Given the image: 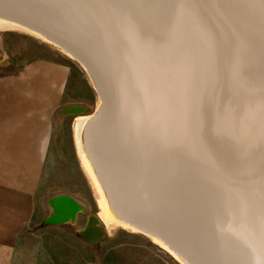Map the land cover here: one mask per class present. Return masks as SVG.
<instances>
[{"label": "water", "instance_id": "obj_1", "mask_svg": "<svg viewBox=\"0 0 264 264\" xmlns=\"http://www.w3.org/2000/svg\"><path fill=\"white\" fill-rule=\"evenodd\" d=\"M0 21L91 82L83 145L126 232L178 264H264V0H0ZM50 205L47 225L83 208Z\"/></svg>", "mask_w": 264, "mask_h": 264}, {"label": "rangeland", "instance_id": "obj_2", "mask_svg": "<svg viewBox=\"0 0 264 264\" xmlns=\"http://www.w3.org/2000/svg\"><path fill=\"white\" fill-rule=\"evenodd\" d=\"M38 61L62 63L69 70L62 109L53 120L50 153L36 194L35 215L16 248L13 264H178L150 239L114 229L103 231L97 243L80 237L89 218L96 217L93 193L83 176L74 144V122L89 117L95 110L97 96L83 70L58 51L36 38L16 31L0 32V78L22 66ZM73 106L83 108L78 115L64 114ZM68 196L83 207L74 221L47 225L52 214L50 200Z\"/></svg>", "mask_w": 264, "mask_h": 264}, {"label": "crops", "instance_id": "obj_3", "mask_svg": "<svg viewBox=\"0 0 264 264\" xmlns=\"http://www.w3.org/2000/svg\"><path fill=\"white\" fill-rule=\"evenodd\" d=\"M69 73L38 61L0 78V264H13L32 224Z\"/></svg>", "mask_w": 264, "mask_h": 264}, {"label": "bare ground", "instance_id": "obj_4", "mask_svg": "<svg viewBox=\"0 0 264 264\" xmlns=\"http://www.w3.org/2000/svg\"><path fill=\"white\" fill-rule=\"evenodd\" d=\"M3 31H16V32L26 34L23 31V29H20L19 27H16L15 25H12L4 21H0V32H3ZM34 38H38V37H34ZM88 119L89 117H82V118L76 119V121L74 122V130H73L74 144H75V150L77 153L80 169L93 193V197H94V200L98 208L97 215L100 221L102 222V224L109 231L118 229V228L128 231L129 228L123 225L119 220H117V218L114 216V214L109 209V205H108V201L106 199L105 193L101 187L100 182L97 179V175L91 164V161L89 160L86 154V151L83 145L82 136H84L83 129ZM152 242L158 247L162 248L164 252L167 253V255L169 254L173 256V258L176 259V257L166 247L159 244L154 239L152 240Z\"/></svg>", "mask_w": 264, "mask_h": 264}]
</instances>
